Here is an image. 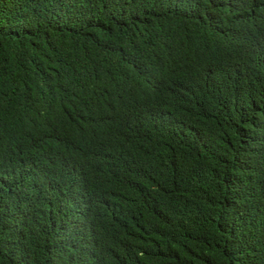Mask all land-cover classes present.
<instances>
[{
	"label": "trees",
	"instance_id": "16d2710c",
	"mask_svg": "<svg viewBox=\"0 0 264 264\" xmlns=\"http://www.w3.org/2000/svg\"><path fill=\"white\" fill-rule=\"evenodd\" d=\"M0 264H264V0H0Z\"/></svg>",
	"mask_w": 264,
	"mask_h": 264
}]
</instances>
